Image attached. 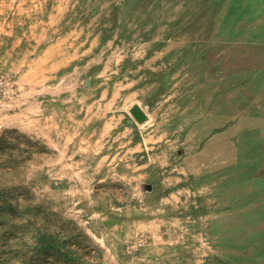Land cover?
Wrapping results in <instances>:
<instances>
[{
  "label": "rangeland",
  "instance_id": "374dc122",
  "mask_svg": "<svg viewBox=\"0 0 264 264\" xmlns=\"http://www.w3.org/2000/svg\"><path fill=\"white\" fill-rule=\"evenodd\" d=\"M154 1L0 0V264H264V210H242L264 196L197 194L161 140L195 83H139L180 23L185 62L197 26L198 55L264 71V0H185L182 21Z\"/></svg>",
  "mask_w": 264,
  "mask_h": 264
},
{
  "label": "crops",
  "instance_id": "0c3cea01",
  "mask_svg": "<svg viewBox=\"0 0 264 264\" xmlns=\"http://www.w3.org/2000/svg\"><path fill=\"white\" fill-rule=\"evenodd\" d=\"M102 1L110 2L113 12L117 13L126 10V5L137 2ZM154 3L159 4L163 13H175V20L182 21L185 17V0H155ZM191 18L197 21L196 16ZM180 24L174 33L170 34L166 28L161 31L163 38L147 44L145 51L161 52L160 61L166 64L149 74L145 70V79L139 82L157 83L153 88L159 94L172 83H195V107H177L174 118L161 123V140L176 142L169 147H175L177 158L181 157L182 162L193 169L191 174L197 194L204 190L203 195L215 196L217 190H229L231 195L240 197L264 196V71L256 67L247 71V65L232 63L229 57L212 60L198 55L201 47L197 43L200 36L197 26L195 57L185 62L184 52L193 46L191 37L194 35ZM167 99L168 95L162 100ZM137 106L145 114V119L138 123L149 122V112ZM167 112V109L162 111L165 116ZM169 131H177L175 138L169 139ZM254 209L264 210V203L260 206L251 204L242 210Z\"/></svg>",
  "mask_w": 264,
  "mask_h": 264
},
{
  "label": "water",
  "instance_id": "95a60500",
  "mask_svg": "<svg viewBox=\"0 0 264 264\" xmlns=\"http://www.w3.org/2000/svg\"><path fill=\"white\" fill-rule=\"evenodd\" d=\"M129 112L137 122H142L145 119V114L137 105L132 106L129 109Z\"/></svg>",
  "mask_w": 264,
  "mask_h": 264
},
{
  "label": "bare ground",
  "instance_id": "6f19581e",
  "mask_svg": "<svg viewBox=\"0 0 264 264\" xmlns=\"http://www.w3.org/2000/svg\"><path fill=\"white\" fill-rule=\"evenodd\" d=\"M251 228V227H250ZM264 246V245H263ZM231 258V257H230Z\"/></svg>",
  "mask_w": 264,
  "mask_h": 264
}]
</instances>
